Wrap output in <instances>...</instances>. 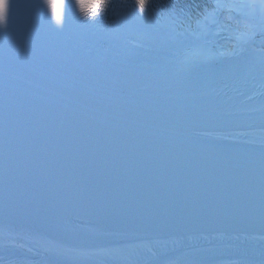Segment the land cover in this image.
Here are the masks:
<instances>
[{"label":"bare ground","instance_id":"6f19581e","mask_svg":"<svg viewBox=\"0 0 264 264\" xmlns=\"http://www.w3.org/2000/svg\"><path fill=\"white\" fill-rule=\"evenodd\" d=\"M10 2L11 19L6 32L0 31L3 100L20 95L38 101L62 128L75 113L56 103L66 102L83 112L71 115L74 124L113 126L130 141L138 130L113 121L208 142L264 146V33L248 42L242 35V13L258 17L260 0H207L190 13L159 9L163 16L97 37L66 18L57 29L42 0H27L34 4L29 8L15 6L24 0ZM242 3L255 7H217ZM72 58L81 68L68 63ZM88 85L119 88L134 99ZM164 119L186 126L158 124ZM142 135L150 144L159 141L155 134ZM64 155L49 161L62 178L56 195L33 204L0 197V264H264V227L224 224L179 233L162 222L166 210L189 201L212 211L245 207L256 203L254 197L244 201L217 184L198 187L166 178L168 172L138 168L146 176L131 178L127 164L117 170L104 159L87 166ZM9 168L7 162V180Z\"/></svg>","mask_w":264,"mask_h":264},{"label":"snow or ice","instance_id":"6c2138e0","mask_svg":"<svg viewBox=\"0 0 264 264\" xmlns=\"http://www.w3.org/2000/svg\"><path fill=\"white\" fill-rule=\"evenodd\" d=\"M47 2V0H45ZM43 7L45 6V3L41 4ZM17 8H29L33 7L34 4L27 2V0H24L23 3H19L15 5ZM149 6H150V0H136V13L135 15L138 17H144L149 12ZM50 8H53V11H55L54 7L52 5H49ZM217 7H227L228 9H242V8H252L255 7L254 4L249 3H242V4H230V5H222L217 4ZM12 8L13 4L10 2L5 6V13L3 20L8 23L11 19L12 15ZM260 14L258 17H251L250 15L246 13H242L244 20H243V27H244V33L242 35L247 34L248 35V41H252L258 33H264V0H260ZM62 21L63 27L65 23V12H63V15L59 17ZM85 24H88L90 22L85 21ZM97 19L94 20L91 23H96ZM63 27L61 29H63ZM7 30V29H6ZM5 30V32H6ZM3 36L0 35V41H2ZM237 39H240V37H237ZM261 61L264 62V50H262V58ZM249 61H246V63ZM2 71V69H0ZM2 101H3V94L2 91H0V196H3L5 200H9V188L7 185V162H6V141L4 139L5 137V124L6 120L3 115L2 111ZM261 210L264 211V202H262Z\"/></svg>","mask_w":264,"mask_h":264},{"label":"clouds","instance_id":"9594fccd","mask_svg":"<svg viewBox=\"0 0 264 264\" xmlns=\"http://www.w3.org/2000/svg\"><path fill=\"white\" fill-rule=\"evenodd\" d=\"M64 2L65 0H47V2L42 0V3H45V7L50 14L52 23L57 29L63 27L62 21L59 17L63 15ZM110 2L111 0H74L78 15L81 19L88 22H93L98 17L102 16L108 10ZM9 3L10 0H0V31H5L7 29V23L3 20V17L5 6ZM49 5H52L55 11H53V8H50Z\"/></svg>","mask_w":264,"mask_h":264},{"label":"rangeland","instance_id":"374dc122","mask_svg":"<svg viewBox=\"0 0 264 264\" xmlns=\"http://www.w3.org/2000/svg\"><path fill=\"white\" fill-rule=\"evenodd\" d=\"M166 121L168 122V119H166ZM175 121V120H172V122ZM186 125L182 126V127H185Z\"/></svg>","mask_w":264,"mask_h":264}]
</instances>
